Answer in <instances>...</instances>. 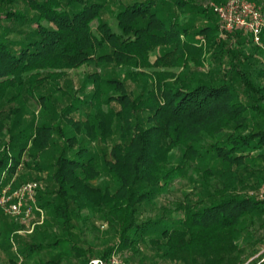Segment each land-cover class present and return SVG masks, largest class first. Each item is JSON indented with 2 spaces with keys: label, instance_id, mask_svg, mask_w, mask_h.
I'll return each instance as SVG.
<instances>
[{
  "label": "trees",
  "instance_id": "1",
  "mask_svg": "<svg viewBox=\"0 0 264 264\" xmlns=\"http://www.w3.org/2000/svg\"><path fill=\"white\" fill-rule=\"evenodd\" d=\"M210 1L0 0V184L24 142L45 158L15 184L42 179L48 212L20 253L88 264L131 248L145 264L143 242L155 264H264V29L262 45L221 33ZM187 174L184 197L143 218ZM5 215L12 263L23 225ZM98 219L115 241L88 242Z\"/></svg>",
  "mask_w": 264,
  "mask_h": 264
},
{
  "label": "rangeland",
  "instance_id": "2",
  "mask_svg": "<svg viewBox=\"0 0 264 264\" xmlns=\"http://www.w3.org/2000/svg\"><path fill=\"white\" fill-rule=\"evenodd\" d=\"M253 1L257 2L258 4H261L264 7V0H253ZM74 78L77 83L80 78L79 74H75ZM24 146L25 148L22 151L20 162L18 163V167L15 173L13 174V176L9 179L7 183H5L6 180H8L7 174L2 176V184H0V190L4 191V187H5L6 189L5 194L7 195H12L13 192L16 189H18L21 185H23L25 182L33 181V180L26 179L20 182L19 184L15 185L16 183H18L19 177H23L25 179V177H27L30 173H35V169H30L29 163H34L37 160L44 161L45 159L44 157H42V154H43L42 152L40 154L31 153L30 142H27L26 144L24 142ZM9 153L10 155H12L11 149L9 150ZM43 173L44 174L42 177H45L47 175L46 171L45 172L43 171ZM188 176L189 175L187 174L186 177L175 180V182L171 185L170 189L163 192V194L157 198V201L154 202L155 204H151L150 206L147 205L148 208L146 209V212L144 213L143 218H145L147 215H155V214L160 213V211H162L160 205L163 203H167V204L174 206L175 200L182 199L185 193L188 192L193 186V181L190 180ZM35 180L39 182V186L41 185L43 181L42 179H35ZM37 192H36L37 204L38 206L42 208L43 212H40L39 210L37 211V209L34 208L33 216H31V218L26 219L23 216L13 214L10 212H6V210L0 206V208L6 214L5 215L6 221L8 222L18 221L19 223L23 225L21 229H16L14 231L13 236L11 237L13 244L15 245L16 252H17L14 260L11 263L9 261V257L0 248V264H23V263L25 264H46V261L52 257V254H54V250L52 251L49 249H43L37 252L35 251L33 254L27 255V256L20 253L19 251L20 241L18 242L16 240L17 235L19 234L21 238L33 240L34 235H36V229H38V226L44 227L45 220L47 219L48 212L43 206L39 204V201L37 199ZM96 225L98 229L94 233L89 232V234L86 235L88 237L89 243H95L96 245L103 246V244L107 243V241L108 242L115 241V236L113 235L112 232L109 231L108 223L106 221H103L102 219H98ZM256 226H257V223H256ZM132 251L133 250L131 248L121 249V253L123 254L125 258L127 255L130 256ZM138 251L139 253H137V256L143 257L145 259V264H155V261L153 262L154 249L152 247L141 242L139 244ZM257 254H255L254 256H256ZM65 263L67 262H63L62 264H65ZM130 264H136V263L131 262ZM164 264H181V263H178L175 261H164Z\"/></svg>",
  "mask_w": 264,
  "mask_h": 264
},
{
  "label": "built area",
  "instance_id": "3",
  "mask_svg": "<svg viewBox=\"0 0 264 264\" xmlns=\"http://www.w3.org/2000/svg\"><path fill=\"white\" fill-rule=\"evenodd\" d=\"M210 6L218 15L221 33H232L239 29L248 34L254 43L263 44L264 9L261 4L253 0H226L224 2L211 1ZM38 187V181H28L16 189L12 195L5 194L4 187V191L0 190V206L6 212L23 216L26 219L31 218L34 208L43 212L36 200ZM257 194L264 197V183L258 189ZM88 264H129V262L121 251L116 250L107 257H92Z\"/></svg>",
  "mask_w": 264,
  "mask_h": 264
},
{
  "label": "water",
  "instance_id": "4",
  "mask_svg": "<svg viewBox=\"0 0 264 264\" xmlns=\"http://www.w3.org/2000/svg\"><path fill=\"white\" fill-rule=\"evenodd\" d=\"M246 264V263H245Z\"/></svg>",
  "mask_w": 264,
  "mask_h": 264
}]
</instances>
